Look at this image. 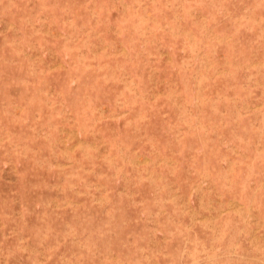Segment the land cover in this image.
Here are the masks:
<instances>
[{
	"label": "rangeland",
	"instance_id": "1",
	"mask_svg": "<svg viewBox=\"0 0 264 264\" xmlns=\"http://www.w3.org/2000/svg\"><path fill=\"white\" fill-rule=\"evenodd\" d=\"M0 264H264V0H0Z\"/></svg>",
	"mask_w": 264,
	"mask_h": 264
}]
</instances>
